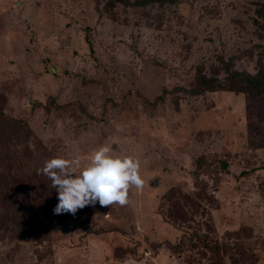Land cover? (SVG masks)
I'll return each mask as SVG.
<instances>
[{"label": "rangeland", "instance_id": "374dc122", "mask_svg": "<svg viewBox=\"0 0 264 264\" xmlns=\"http://www.w3.org/2000/svg\"><path fill=\"white\" fill-rule=\"evenodd\" d=\"M140 1L0 0V264H264V96L193 94L264 65V0ZM105 144L143 187L54 214L38 169Z\"/></svg>", "mask_w": 264, "mask_h": 264}, {"label": "clouds", "instance_id": "9594fccd", "mask_svg": "<svg viewBox=\"0 0 264 264\" xmlns=\"http://www.w3.org/2000/svg\"><path fill=\"white\" fill-rule=\"evenodd\" d=\"M140 169L137 156L115 154L112 147L105 144L86 160L79 155L51 158L38 169V174L47 176L58 193L54 214L75 216L78 210L97 202L105 207L128 204L130 189L139 190L144 185Z\"/></svg>", "mask_w": 264, "mask_h": 264}, {"label": "trees", "instance_id": "16d2710c", "mask_svg": "<svg viewBox=\"0 0 264 264\" xmlns=\"http://www.w3.org/2000/svg\"><path fill=\"white\" fill-rule=\"evenodd\" d=\"M119 1L121 3H126L127 0H111L112 3ZM156 2H172L173 0H153ZM141 3L146 2V0H141ZM264 6V4H262ZM215 90H227L233 92L247 93L253 96H264V65H259L254 74H249L245 72H235L230 71L225 68V76L223 81H219L215 78H208L201 72L197 76V86L193 90V94L202 93L205 91H215ZM1 111V110H0ZM4 114V113H3ZM4 124L19 127L18 121L14 118L4 117L1 113ZM22 123V122H21ZM22 240H28V237H22Z\"/></svg>", "mask_w": 264, "mask_h": 264}]
</instances>
